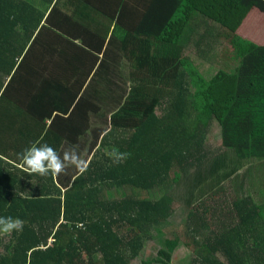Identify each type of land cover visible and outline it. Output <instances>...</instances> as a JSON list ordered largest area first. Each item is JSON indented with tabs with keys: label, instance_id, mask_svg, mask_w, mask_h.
Returning <instances> with one entry per match:
<instances>
[{
	"label": "trees",
	"instance_id": "trees-1",
	"mask_svg": "<svg viewBox=\"0 0 264 264\" xmlns=\"http://www.w3.org/2000/svg\"><path fill=\"white\" fill-rule=\"evenodd\" d=\"M98 1L0 0V217L23 222L0 232V264H131L148 240L159 245L142 264H175L168 191L183 177L188 264H264V199L224 185L247 160L264 159V43L240 35L264 0H153L139 24L114 29L91 10ZM109 1L121 4V20L127 0ZM202 17L219 25L210 41ZM218 44L223 66L205 76L187 53L213 58ZM74 83L59 108L70 117L55 116L45 89ZM89 91L100 113L77 119ZM215 123L223 153L210 156ZM45 143L61 156L67 144L94 156L74 175L20 170L19 154ZM114 149L129 155L116 163Z\"/></svg>",
	"mask_w": 264,
	"mask_h": 264
},
{
	"label": "rangeland",
	"instance_id": "rangeland-1",
	"mask_svg": "<svg viewBox=\"0 0 264 264\" xmlns=\"http://www.w3.org/2000/svg\"><path fill=\"white\" fill-rule=\"evenodd\" d=\"M240 35L246 37L247 40H250L257 44H263L264 14L261 13L259 10H256V8H254V10L252 11V16L250 17V19H248L246 25L242 27ZM222 54H223V48L221 44H218L217 47L215 48V52L213 53V56L214 55L216 56H214L213 58H210V56L201 57L199 54H195L193 51L192 52L189 51V55L191 56L190 59L194 61V63L197 65V67L205 76H210L214 74L219 68L223 66L221 63ZM158 111L160 115H162L164 112L162 108H159ZM78 149L79 147L75 148L77 154H79L80 152V150ZM205 151L210 156L213 155L217 156L223 153L221 130L217 123H215L212 126L210 130V134L206 138ZM87 155L85 153V155L82 157V155L80 154V157L84 159V157ZM93 156L91 157V159L93 158ZM78 173L79 171L72 172L71 175ZM224 185L228 188V192L230 195H233L236 192L240 194L253 193L255 197L258 200H260V202H262L264 199V196L262 195V191H264V159L261 158V159L247 160L244 167H242L237 174L232 176L231 179L226 180ZM172 188L173 189L169 190L168 192H172V196L176 200L175 207L177 211L175 213V216L171 218V221L167 223V237H172V238L176 236L180 237L179 245L174 253V262L175 264H188L191 261V256L193 255L191 251L184 244L185 235L184 233H182L183 232L182 223L186 217L185 215L187 209L189 208L184 206L185 205L184 200L187 198L186 178L183 177L181 179V183L178 185V187L176 184H174ZM161 191H157V193L152 192V198H160L163 195V193H160ZM120 192L123 194L126 193L127 191L123 189L120 190ZM145 193L146 192H144V194ZM7 239L8 237H6V240ZM160 244L162 245V243ZM158 245L159 244L157 243V241L148 240L146 242V245L141 251V255L134 258L131 261L132 262L131 264H142L141 259L152 253L155 247H158Z\"/></svg>",
	"mask_w": 264,
	"mask_h": 264
},
{
	"label": "crops",
	"instance_id": "crops-1",
	"mask_svg": "<svg viewBox=\"0 0 264 264\" xmlns=\"http://www.w3.org/2000/svg\"><path fill=\"white\" fill-rule=\"evenodd\" d=\"M157 3L158 2H154L153 0H127V4H126L125 10H124L125 13L122 15L121 20L118 19L119 18V14H120L119 10H120L121 4H120V6H118V4H116V3H112V2L110 3L109 0H105L103 2H100V1L93 2L92 6H91V10H92V8H100V11H101V14H100L101 15V22L105 23L107 27L109 26V24H113L112 27L114 29L116 26H126V25H128L130 23L134 24V25L139 24L138 23L139 19L136 17L138 12H139V10H142V8H146V6L149 5V4H151L152 6H155V4H157ZM171 4L172 3H167V7H169ZM116 10H117V19H116V21L114 23H111V17L110 16H112ZM182 18L185 19L184 16H182ZM198 19L201 20L200 21L201 23H205L207 26H209L210 30L213 31L212 33L208 32L207 35H206V38L209 41L212 40L213 37H215L214 34L216 33V32H214L215 30H213V27H218L219 25L217 23H215V22H212V20H211V22L210 21H205V18H203V17L202 18H198ZM199 32H200V30L198 32L196 31V32H194L192 34V36H191V41L192 42L195 41V39L197 38ZM184 35H185V37H187V33L186 32H185ZM187 55L190 56L189 52L187 53ZM87 72L88 71L86 70V67H79V68H76V70L74 71V74L77 75L78 77H84V75ZM75 78L76 77L73 76L72 80H75ZM96 89L97 88L94 87V90H96ZM65 90H66V93H62L61 91H59L57 89H50L48 87V88L45 89V91L43 93L42 100H43V102H45L48 105L47 106L48 109H50V110L52 108L56 109L55 116L57 114H61V115L64 116V118H68V117H70V114H68V115L64 114L63 111L61 109H59V108H67L68 107V104H67L68 101H70L71 97H74V94H75V92L77 90L76 83H74V87H67L66 86ZM90 91L88 93V98L90 100L87 101L86 104L84 103L82 105V108H80V112L79 111L77 112V114H78L77 119H80V118L87 119L88 117H90L92 120L93 119H97V115L100 113V112L97 113L96 110L92 109V107H93L92 100L93 99L90 96V94H91ZM83 93H84V90L81 93V96H82ZM64 97H67V100L65 102L66 104L61 102V99L64 98ZM52 99H53V102H52ZM62 122L68 123V120L62 119ZM47 123L51 124L52 121L50 120ZM74 147H75V145H73V144H70V145L67 144V146H64L62 148V151H61L62 156H63L64 151L72 149ZM86 148L87 147H85L84 149L80 148L79 149L80 152H79L78 155L80 156V154H81L82 157H83L85 155V153H86V155L89 154V152L87 151L88 149H86ZM81 160L83 161L82 167H83V170H84L87 167V165H89V163L91 162L92 159H89L88 155H87V156L84 157V159L81 158ZM18 168L20 170L23 169L22 166H19ZM68 170L80 171L74 166L68 167V168L65 169V171H68Z\"/></svg>",
	"mask_w": 264,
	"mask_h": 264
},
{
	"label": "clouds",
	"instance_id": "clouds-1",
	"mask_svg": "<svg viewBox=\"0 0 264 264\" xmlns=\"http://www.w3.org/2000/svg\"><path fill=\"white\" fill-rule=\"evenodd\" d=\"M112 155L115 158L114 162L119 163L126 159L129 154L117 153L114 149ZM19 157L24 171L30 174L56 177L64 172L66 168L72 166L83 171V161L75 148L64 151L63 156H61L54 148L45 143L40 146L33 145L24 149L19 154ZM22 225L23 222L19 219L0 217V232L8 233L12 230H20L22 229Z\"/></svg>",
	"mask_w": 264,
	"mask_h": 264
}]
</instances>
